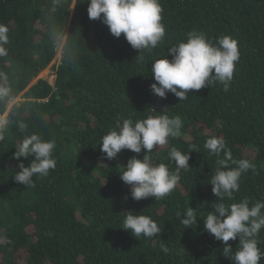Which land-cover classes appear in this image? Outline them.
Segmentation results:
<instances>
[{
  "label": "trees",
  "instance_id": "trees-1",
  "mask_svg": "<svg viewBox=\"0 0 264 264\" xmlns=\"http://www.w3.org/2000/svg\"><path fill=\"white\" fill-rule=\"evenodd\" d=\"M160 3L166 35L140 61L123 34L115 38L101 20L89 19V0H0V24L9 27L8 53L0 57V88L7 89L0 95V116L11 99L24 96L10 109L0 142V264H232L222 255L223 243L203 228L217 200L209 183L217 158L204 144L221 137L233 159L254 165L228 203L264 200V0ZM193 30L213 41L223 35L237 40L240 60L230 90L220 84L192 90L185 101L171 93L154 95L153 61L165 58L167 49ZM65 35L54 82L39 78L32 84ZM161 114L179 116L183 127L154 149V163L176 171L168 157L175 147L191 152V168L180 170L177 187L165 198L135 201L120 179L121 166L145 153L122 150L107 160L99 143L122 117L135 122ZM21 122L28 125L26 132L19 131ZM32 133L56 141L57 163L47 177H34V186L26 187L14 179L19 169L13 155ZM33 159L21 158L25 166ZM189 206L197 210L198 222L185 229L180 219ZM126 211L150 216L162 232L134 237L122 229ZM259 239L264 242V230ZM229 243L235 251L239 241Z\"/></svg>",
  "mask_w": 264,
  "mask_h": 264
},
{
  "label": "clouds",
  "instance_id": "clouds-1",
  "mask_svg": "<svg viewBox=\"0 0 264 264\" xmlns=\"http://www.w3.org/2000/svg\"><path fill=\"white\" fill-rule=\"evenodd\" d=\"M87 12L89 19L101 20L115 38L123 34L131 47L138 51L136 58L140 61L144 59L143 53H151L166 35L160 0H89ZM8 33L9 27L0 24V57L8 53L5 47L9 43ZM239 60L240 51L236 39L223 35L213 41L206 33L193 30L186 34L183 41L169 47L165 58L153 61L151 73L155 82L150 85V89L160 98H167L171 93L180 101L188 99L189 91L212 88L217 84L228 92ZM53 65L51 63L49 66ZM6 91L0 88V95L6 94ZM8 127L7 121H0V142L5 140ZM182 127L183 122L179 116L161 114L135 122L131 118L122 117L115 128L101 138L99 146L104 159H116L122 150L145 153L142 158L132 156L125 166H121L123 171L120 179L129 186L131 199L140 201L149 197L155 200L165 198L177 187L181 179L180 170L191 168V152L185 153L175 147L170 149L168 157L176 164L174 172L165 163H154L151 155L154 149L168 144L169 138L179 135ZM27 128L24 122L18 125L21 132H26ZM204 148L209 155L217 158L216 170L209 182L217 200L212 204L214 211H210L204 219L203 228L215 240L223 243L222 255L232 264H259L264 260V248L258 247L264 243L259 239L264 230V200L253 202L244 197L239 202L228 203L234 200V193L240 189L242 174L253 169L254 165L248 159H233L221 137L207 139ZM15 149L13 159L18 161L16 168L19 171H15L14 179L26 187L34 186V177H47L50 170L56 168L54 139L44 140L39 134H28ZM193 151H196L195 146ZM29 156L34 159L29 166H25L21 158ZM126 213L122 229L134 237L151 238L160 235L163 230L150 216L133 211ZM197 222V210L187 207L180 223L186 229L193 225L196 227ZM234 240L239 241L235 251L229 243ZM160 247L168 253L167 246L161 244Z\"/></svg>",
  "mask_w": 264,
  "mask_h": 264
},
{
  "label": "rangeland",
  "instance_id": "rangeland-1",
  "mask_svg": "<svg viewBox=\"0 0 264 264\" xmlns=\"http://www.w3.org/2000/svg\"><path fill=\"white\" fill-rule=\"evenodd\" d=\"M65 39H66V35L62 37V42L61 44L59 45L58 47V53H57V56L54 58V60L56 59V62H52V65L54 63H59L61 57H62V53H63V44L65 42ZM51 65V64H50ZM39 78H44V79H47L49 82L53 83L54 82V79H55V75H54V70H53V66H48L46 69H44L43 71H41L39 73V75L34 79V81H32V84L36 83L37 80H39ZM24 99V96H23V93H21L18 97H16L6 108V111L5 113H3L1 116H0V121H6V117L8 116V113L10 111V109L15 106V105H19L22 100Z\"/></svg>",
  "mask_w": 264,
  "mask_h": 264
}]
</instances>
